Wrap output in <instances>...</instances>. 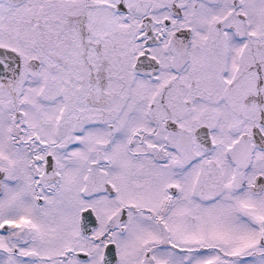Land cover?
I'll use <instances>...</instances> for the list:
<instances>
[{"label": "snow or ice", "instance_id": "snow-or-ice-1", "mask_svg": "<svg viewBox=\"0 0 264 264\" xmlns=\"http://www.w3.org/2000/svg\"><path fill=\"white\" fill-rule=\"evenodd\" d=\"M0 264H264V0H0Z\"/></svg>", "mask_w": 264, "mask_h": 264}]
</instances>
